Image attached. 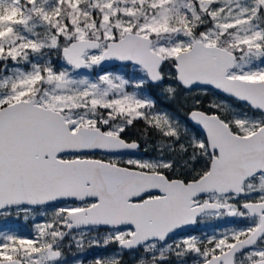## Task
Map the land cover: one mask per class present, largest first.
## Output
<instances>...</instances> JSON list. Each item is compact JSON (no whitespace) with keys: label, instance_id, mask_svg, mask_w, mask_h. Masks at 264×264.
Segmentation results:
<instances>
[{"label":"snow or ice","instance_id":"1","mask_svg":"<svg viewBox=\"0 0 264 264\" xmlns=\"http://www.w3.org/2000/svg\"><path fill=\"white\" fill-rule=\"evenodd\" d=\"M14 212L0 264H264V0H0Z\"/></svg>","mask_w":264,"mask_h":264},{"label":"trees","instance_id":"2","mask_svg":"<svg viewBox=\"0 0 264 264\" xmlns=\"http://www.w3.org/2000/svg\"><path fill=\"white\" fill-rule=\"evenodd\" d=\"M172 108L178 114L180 113L183 117L185 116V109L179 103H173ZM37 214L29 215L27 219H25V214L20 213L19 215H17L15 212L12 215L7 216V217L0 216L1 229H3V230H5V229L16 230L17 232L21 233L22 235L30 236V235H32L34 224L40 222V220H38L36 218ZM211 222H212L211 225L219 227L218 222L215 219H213ZM101 233H103V232H101ZM204 237L205 236H202V238H204ZM94 249H95V247L87 248L84 252L80 253V252H77V250L75 248H73L71 250V252L68 254L70 264L76 258L83 260L84 264H87V262L92 257V253L94 252ZM104 254H105V257L117 255L118 253H117L116 246L114 244H110V246L107 249V252L105 251Z\"/></svg>","mask_w":264,"mask_h":264},{"label":"flooded vegetation","instance_id":"3","mask_svg":"<svg viewBox=\"0 0 264 264\" xmlns=\"http://www.w3.org/2000/svg\"><path fill=\"white\" fill-rule=\"evenodd\" d=\"M178 114V113H177ZM180 117H183L180 113L178 114ZM44 209H42L41 211H43ZM227 219H229L230 220V223L231 224H235L236 223V221L233 219V218H227ZM209 220L210 219H207V221H202V222H200V223H197L196 224V226L194 227V228H192L191 229V231H190V234H199V233H201V232H203V231H207V230H209V229H211V230H224L225 228H227L229 225H231V224H228V223H225V224H220L217 220V222H218V225H219V227H216V226H213V225H211L212 224V222H209ZM211 220H213V219H211ZM237 226H242V225H239V224H237ZM202 227V228H201ZM201 228V229H200ZM110 246V245H109ZM109 246H107L104 250H102L99 254H97V256H101V255H105L104 254V252L106 251L107 252V249H108V247ZM116 246V245H115ZM116 248H117V246H116ZM95 256H96V254L93 252L92 253V257H91V259L93 260V258H95ZM91 259L87 262V264H89V262L91 261Z\"/></svg>","mask_w":264,"mask_h":264},{"label":"rangeland","instance_id":"4","mask_svg":"<svg viewBox=\"0 0 264 264\" xmlns=\"http://www.w3.org/2000/svg\"><path fill=\"white\" fill-rule=\"evenodd\" d=\"M43 211H45V210H43ZM36 218H37L38 220H40V222H41L42 220L45 219V217L40 216L39 214H37ZM215 220H217L221 225H222V224H225V223L231 224V223H230V220L227 219V218H221V219H215ZM205 221H207V219H206ZM211 221H212V220L210 219L209 222H211ZM201 228H202V227H201ZM201 228H200V229H201ZM0 230H1V231H8V230H11V229H5V230H3V229H1V226H0ZM12 231H14V232H16V233L22 235L21 233L17 232L16 230H12ZM215 231H217V230H211V229H209V230H207V231H203V232H201V233H199V234H191V235H196V236H199V237L202 238V236H210V235H212ZM221 231H222V230H221ZM103 236H104V233H101L99 238L102 239ZM109 245H110V244H109ZM109 245H108V246H109ZM105 248H106V247H104V246L95 247V249H94V253L96 254L95 258H96V257H99V256H97V254H99V253H100L102 250H104ZM100 257H105V255H101ZM71 264H72V263H71Z\"/></svg>","mask_w":264,"mask_h":264},{"label":"water","instance_id":"5","mask_svg":"<svg viewBox=\"0 0 264 264\" xmlns=\"http://www.w3.org/2000/svg\"><path fill=\"white\" fill-rule=\"evenodd\" d=\"M196 225L190 226L189 232L187 234H190V231L192 228H194Z\"/></svg>","mask_w":264,"mask_h":264}]
</instances>
